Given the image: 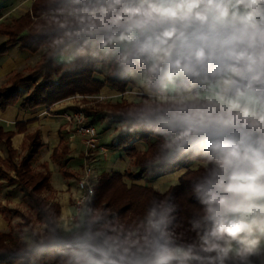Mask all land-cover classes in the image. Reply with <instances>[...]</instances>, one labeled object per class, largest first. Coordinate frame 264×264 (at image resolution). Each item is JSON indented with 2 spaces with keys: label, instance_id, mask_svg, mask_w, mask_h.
I'll use <instances>...</instances> for the list:
<instances>
[{
  "label": "clouds",
  "instance_id": "1",
  "mask_svg": "<svg viewBox=\"0 0 264 264\" xmlns=\"http://www.w3.org/2000/svg\"><path fill=\"white\" fill-rule=\"evenodd\" d=\"M72 16L122 73L205 86L203 103L158 117L175 133L161 160L193 152L211 165L193 183L195 240L173 242L174 206L161 201L142 244L105 242L93 264H254L264 253V0H90Z\"/></svg>",
  "mask_w": 264,
  "mask_h": 264
},
{
  "label": "trees",
  "instance_id": "2",
  "mask_svg": "<svg viewBox=\"0 0 264 264\" xmlns=\"http://www.w3.org/2000/svg\"><path fill=\"white\" fill-rule=\"evenodd\" d=\"M73 1L76 2L70 5L72 9L69 8L68 11L73 12L90 3V0H57L52 3V7L70 4ZM10 36L7 42L0 44V55L7 51L10 44L17 42H20L23 49L29 51H37L44 43L48 47L44 60L33 72L27 75L18 74L14 76L10 86L0 88V110L18 103L29 109L39 106L50 107L76 94H98L106 84L120 92L134 85L133 80L119 70L116 58L112 62L114 69L106 74L105 80L97 78L95 76L97 65L102 62L97 57L98 49L96 56L87 55L67 62L56 59L61 49L69 43L83 42L87 47L90 46L91 41L79 33L77 24L57 26L50 32L32 33L23 29L21 32H13ZM38 76L41 79L36 81ZM27 83H32L33 88L24 96L21 87ZM180 83L189 86L196 82L187 80ZM150 87L155 90L160 85L150 84ZM172 111L174 109L164 105L156 114L114 115L117 121L126 122L127 125L120 130L110 147L123 150L129 157H135L138 168L137 174L133 176L140 178L147 172H155L157 169L186 168L179 183L161 193L153 186L138 184L128 186L124 177L132 176L130 171L104 173L95 185L92 201L82 216V228L77 232L65 234L62 231L59 204L49 203L42 196L43 190L50 187V173L48 171L34 173L30 167L32 157L40 147L35 138L32 139L30 154L23 157L19 164L12 163L15 177L6 174L0 167V175L6 174L9 184L17 183L21 186L26 198L33 204L38 220L46 226L43 241L33 246H28L25 241L0 230V264H93L96 247L105 242L142 244L147 236L145 219L147 212L161 201H167L174 206L170 223L167 225L173 242L175 244L193 242L196 234L192 231L191 220L201 211V206L193 193V183L211 165L202 155L193 152L178 154L170 160L160 159L165 152L164 145L175 133L165 128L158 117ZM1 134L12 159L16 154L10 142L12 133L2 131ZM134 142L143 144L146 149L140 151ZM143 193L149 195L142 199H134ZM252 259L254 264H264V253Z\"/></svg>",
  "mask_w": 264,
  "mask_h": 264
},
{
  "label": "crops",
  "instance_id": "3",
  "mask_svg": "<svg viewBox=\"0 0 264 264\" xmlns=\"http://www.w3.org/2000/svg\"><path fill=\"white\" fill-rule=\"evenodd\" d=\"M18 1L19 0H15L14 3L6 4L2 7V11L0 12V20L5 19L7 15L13 12L9 11V8L14 4L15 6L12 8V10L21 7V9H24V11H26L25 7H30L32 4V0H29L27 2L28 4L25 6L22 5L25 0H20L22 3ZM8 40V38L5 39V37L0 34V44H3ZM74 43L76 42L69 43L71 45L69 47L70 49L74 47ZM9 47H14V50H16L13 51V56H10L11 52ZM95 47L96 46L94 45V48ZM20 49L22 51L24 50L21 47L20 42L10 44L7 47V51L0 56V88L10 86L12 79L18 74H29L24 73L26 72V69L30 67L33 68L38 64V60H21L24 57H22V54H19V51H21ZM99 52L102 53L104 51ZM65 54L67 53L65 52ZM10 57H13L12 59L15 60H9ZM3 58L5 59L1 60ZM98 59L101 60L102 58ZM67 61L71 60H65L63 62ZM39 63H41V61ZM103 64H105V61L99 63L97 72L95 74V76L101 80H105V76L109 69L108 67V69L103 72ZM135 73L136 72H134V74H127L134 82L133 91L122 93L106 84L99 94L93 96L102 95L116 103L122 101V99H132L133 97L137 96V94L134 92L135 89H137V91L141 90L145 92H156L158 89L161 90V87H158L155 90L152 89L150 87V83H148L143 74L139 73L141 77L138 79V77L136 78ZM40 79L41 77H38L36 78V81H39ZM140 85L142 88H140ZM32 88V83L23 85L21 87L23 95H28ZM80 96V94L73 95L56 102L50 107L39 106L34 109H29L22 107L20 103H18L16 105L7 107L5 110H0V160L4 162L7 161L10 164V168L13 170L14 174L9 172L8 174L15 177V170L12 166V163L19 164L23 157L30 154V151L32 150V139L35 138L37 143L40 144V147L34 153L30 162V167L34 173L47 171L50 173V187L43 190L42 196L45 197L48 195L50 197L49 200L47 199L46 201L49 203L59 204L60 225L62 231L65 234H69L68 231L72 226V216L75 209L74 196L77 193L78 180L84 171L86 148L83 137L75 133L73 125L65 119L64 114L79 109V104L82 100L80 99ZM91 119L92 121L94 119V124L99 122L98 124L100 126V132H98V134H102V132L105 131L106 125L116 120L113 114H105L103 111H96L93 115H91ZM119 126H121V123ZM2 131L12 133L10 138L11 147L16 151V154L12 159L9 157L8 148L4 142L3 135L1 134ZM101 146L104 149H102V152L98 155L103 157L107 163L104 167H102L103 172L108 170L124 172L127 167V158L125 156V152L123 150L112 149L108 144H101ZM136 146L138 149L145 147L141 143H136ZM0 167L6 171L4 164H0ZM99 174H101V172L97 171L94 174V177H96L95 175ZM172 175L176 174L174 173ZM0 182H2V188H0V200L3 198L2 193L14 186H18V192L25 196V193L21 190V186H19L17 183L9 184L3 179H0ZM17 198L19 199V197ZM9 204L11 203L9 202ZM34 220L42 224L38 220L37 214L35 215Z\"/></svg>",
  "mask_w": 264,
  "mask_h": 264
},
{
  "label": "rangeland",
  "instance_id": "4",
  "mask_svg": "<svg viewBox=\"0 0 264 264\" xmlns=\"http://www.w3.org/2000/svg\"><path fill=\"white\" fill-rule=\"evenodd\" d=\"M14 1L15 0H0V12L2 11L3 6H5L6 4L14 3ZM21 1L19 0L18 2ZM28 1L29 0H25V2L22 5L24 6L27 5ZM56 1L57 0H32L31 6L27 8L25 7L26 11H24V9H21V7L12 10V8L15 6L14 4L12 7L9 8V11H13V12L7 15L5 19L0 20V34H2V36L5 37V39L7 38L10 39L11 37L10 34H12L15 31L21 32L23 29H25V31L28 30L32 33L50 32L57 26H63V25L72 26L76 24L72 16V11H68L69 8L72 9V6L70 5L74 4L76 1H73L70 4H62L59 7H54V6L52 7V3ZM70 46H71L70 44L65 45L61 49L60 53L57 55L56 59L65 61V60H74L78 57H84L92 54L93 55L95 54L96 56V49H98L97 47L94 48V43L92 42L88 47L83 42H80L78 44L74 43V47L71 49L69 48ZM47 47L48 45L44 43L42 44V46L39 47L37 51H29L26 49L22 51L20 49L21 51H19V54H22V57H24L21 60H38V64L36 65L38 66L40 64L39 62L40 61L42 62L44 60V54ZM9 49L11 52L10 56H13L14 53L13 51L16 50H14V47H9ZM98 51L101 50L98 49ZM65 52L67 54H65ZM97 57L102 58L101 61L103 62L105 61V64L102 65L103 72L107 70L108 67L109 69L107 74L114 69V65L112 64V62L115 56L113 54L106 52H102V53L98 52ZM12 58L10 57L9 60H11ZM4 59L5 58L1 60ZM98 66L99 64L97 65V67ZM35 67L27 68L26 72L24 73L27 74L33 72L36 69ZM135 76L136 78L138 77V79H140L141 77V75H139V73L137 72L135 73ZM195 84L196 83H194L193 85L184 86L180 82L174 84L166 83L163 86H160L161 92H163L164 95H161V93L157 92L159 89L156 92H152V91L145 92L141 90L137 91V89H135L134 92L135 94H137V96L133 97L132 99L129 98L122 99V101L116 103L112 102L111 99L109 98H105V96H103V98H100L99 96H93V95H81L80 99L82 100L80 101L81 103L79 104V106H82V109L89 116L90 120H92L91 115H93L96 111H103L105 114L107 113L113 115L125 113L130 116H143L148 114H156V111L159 110L161 106L164 105L175 110L179 106L180 101H183L185 105H192L198 102L203 103V101L199 100V98L205 95V90H195L194 89ZM133 86L134 85H130L122 93L133 91ZM140 88H142V86ZM94 119H93V124H94ZM98 123L99 122L95 123L94 125L97 131L100 132V128H99L100 126ZM120 123L121 126H119ZM126 125H127L126 122H120L116 120L110 122V124L106 125L105 131L102 132V134L99 133V143L110 145L111 143H113V140L116 137H118L120 130L123 129ZM134 144L136 146L135 142ZM145 149L146 148L143 147L139 150L143 152ZM98 154L100 153H97L93 156L95 159L97 158V160L91 163L94 174L97 171L101 172V174L95 175L96 177H94L95 185H97L102 174L104 173L110 174L115 172L112 171L111 169H110L111 171L108 170L103 172L102 167H104L107 163L105 162L103 157L99 156ZM125 156L127 158V162H126L127 167L125 171L132 172V176L124 177V181L128 184V186H131L132 184L153 186L157 191L164 193L172 185L178 184L181 176L186 171V168L177 169V170H169L166 168L157 169L155 172L153 171L147 172L144 175V177L140 178L137 176H133L134 174H137L136 169L138 168L135 157H129L127 156L126 153ZM0 164H4L6 169L5 171L6 174H8V172L14 174L13 170H11L10 168L11 167L10 164L7 161L4 162L0 160ZM84 166H85V161H84ZM105 168L108 169L107 167ZM125 171L122 173H125ZM174 173L176 175H172ZM6 174H2V176H0V179L8 181V176ZM1 184L2 182H0V188H2ZM18 191H19L18 186H14V187H10L6 191H4V193H2L3 198L2 200H0V230L1 232L12 234V236L19 238L23 242L25 241L28 246H33L43 241L44 229L46 226L34 220V217L36 215L35 209L33 208L31 202H29L27 198ZM147 194L149 195V193H145V194L143 193L141 196L134 199L136 200V199L145 198L144 196ZM17 197H19V199ZM49 197L50 196L47 195L44 198L46 200L47 199L49 200ZM16 199H18L19 201ZM9 202L11 204H9ZM11 206H16V207H11ZM74 212L75 209L73 211V215ZM71 223L72 226L68 232L69 233L77 232L82 228L83 225L82 217L77 222L74 223L72 221Z\"/></svg>",
  "mask_w": 264,
  "mask_h": 264
},
{
  "label": "built area",
  "instance_id": "5",
  "mask_svg": "<svg viewBox=\"0 0 264 264\" xmlns=\"http://www.w3.org/2000/svg\"><path fill=\"white\" fill-rule=\"evenodd\" d=\"M194 87L195 90H205V86L199 83H196ZM157 92L164 95L161 90ZM99 97L103 98V96ZM79 107L80 109L78 110H73L64 114L65 119L73 125L75 133L83 137L86 148L84 171L78 180L77 193L74 196L75 212L72 216L74 223L82 217L85 209L92 201L95 193V182L91 163L96 160L93 156L97 153H101L102 149H104L99 143V134L95 125L90 122V118L84 112L82 106Z\"/></svg>",
  "mask_w": 264,
  "mask_h": 264
}]
</instances>
